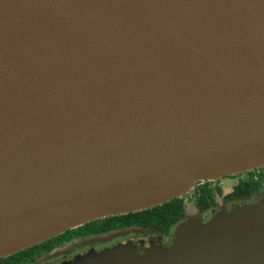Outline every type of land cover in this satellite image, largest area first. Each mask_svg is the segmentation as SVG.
Returning a JSON list of instances; mask_svg holds the SVG:
<instances>
[{"label":"water","instance_id":"obj_1","mask_svg":"<svg viewBox=\"0 0 264 264\" xmlns=\"http://www.w3.org/2000/svg\"><path fill=\"white\" fill-rule=\"evenodd\" d=\"M262 164L264 0H0V257ZM246 209L122 264H264Z\"/></svg>","mask_w":264,"mask_h":264},{"label":"trees","instance_id":"obj_2","mask_svg":"<svg viewBox=\"0 0 264 264\" xmlns=\"http://www.w3.org/2000/svg\"><path fill=\"white\" fill-rule=\"evenodd\" d=\"M261 173L264 177V171ZM246 174L247 176L237 180L235 189L228 193V197L236 196L245 198L255 190L256 183L253 180V171L247 170ZM215 194H220L219 187L211 189L209 182L204 181V183L196 187L193 192L192 197L194 198L196 208L201 210L208 208L209 205H213L215 202ZM182 195L140 210L91 219L79 226L65 229L61 233L9 255L0 257V264H25L35 260L42 254L48 253L57 246L72 242V240L77 237L103 234L113 230H122V232H149V234L145 235H155L158 240L160 239L156 245L151 246L150 254L162 253L170 243L169 239L172 235V231L168 238H166L165 235L168 234L172 227L176 228L179 224L188 219L185 214L187 207ZM143 242L144 241H142V245ZM154 246H156V249L153 248ZM140 247L139 240L127 238L122 242V251L126 253L135 251L141 254L143 248Z\"/></svg>","mask_w":264,"mask_h":264},{"label":"rangeland","instance_id":"obj_3","mask_svg":"<svg viewBox=\"0 0 264 264\" xmlns=\"http://www.w3.org/2000/svg\"><path fill=\"white\" fill-rule=\"evenodd\" d=\"M259 168H264V164L259 165L257 167H254L252 169H250V171L252 170H256ZM246 171H239V172H234L232 174H228L222 177H218V178H214L211 180H207L210 182V186L212 187L213 184H216L218 182V187L220 188V190H223V193H221L220 195H216L215 194V200L218 202L217 204L219 206L222 207V204L220 205L221 202V197L223 194L226 193V190H228L229 188L233 189L234 188V184L237 182L238 179L240 178H244L246 176ZM231 176V177H230ZM206 180V179H204ZM199 184H202L203 180H199ZM194 183H191L188 185V187L186 188V190L183 193V199L184 202L186 204L187 207V211L186 213L188 214V221H190V219H193V221H191L190 223V227L194 228L196 231H202V230H207L210 229L212 225H215L219 219H217V216L213 218V215L215 213H213L212 211H208L205 215L206 216H199L198 218H194L196 214V210L194 209L193 205L195 203L193 196V191H194ZM230 189V190H231ZM264 204V194L261 193V191H259V193H257L256 197L254 198V200H249L246 202H237L236 204H233V207L230 206L228 208H225V210H222V212L226 211L229 214H240V212H243L245 210L243 209H249L251 207L257 206L258 204ZM246 207V208H245ZM246 209V210H247ZM225 214V213H224ZM255 214V213H253ZM175 230V228L172 229V232ZM145 234H149V232L144 233V232H135V231H124L120 234L115 233L113 231H110L108 233H104L103 235L99 236L100 241H98V243H109L110 245H112L115 240L122 238V242L125 241L127 238H131L134 240H139V244H140V248L142 249V253H137L135 251H132L131 253H126L123 252L120 254H118L116 252L115 249H109L110 251H107L106 254L101 257L98 258L99 256L102 255V252H100L102 250V248H99L100 245H98V243L96 241L93 242H88V236L85 239H82V241H78L79 244H77L78 248H72V246H70V248H72L74 250L75 253V263L74 264H122V259H124L123 254L126 257H132L134 259L140 258L142 256H147L150 254V249L152 245H156L157 242L160 240H158L157 237H155V235L151 236V235H145ZM82 238V236L80 237ZM78 240V238H76ZM142 241L143 245H142ZM74 241L70 242V244H73ZM92 243V244H90ZM220 247V246H219ZM90 248L91 250L89 251ZM154 249H156V246L153 247ZM121 250V249H120ZM71 251V249H70ZM95 252L97 254V258L94 262H89L88 259L86 258H82L81 256H86L88 258L89 256V252ZM92 257V256H91ZM238 262L239 264H254L253 262L250 261L249 258L244 257V256H238ZM100 260V262L98 261ZM106 260V261H105ZM57 259L52 260L50 262H48L49 264H57Z\"/></svg>","mask_w":264,"mask_h":264},{"label":"flooded vegetation","instance_id":"obj_4","mask_svg":"<svg viewBox=\"0 0 264 264\" xmlns=\"http://www.w3.org/2000/svg\"><path fill=\"white\" fill-rule=\"evenodd\" d=\"M246 176H247V174H246ZM253 180L256 183V188L253 192H251V194L249 196H247L245 198L236 197V196H229V197L227 196L229 192H231L232 190L235 189L236 183L234 184L233 189L229 188L228 190H226V193L223 194L221 197L220 205L222 204V207L217 204L218 202L215 199H214L215 202L213 205H209L208 208L201 209V210L197 209L195 206V203H194L193 207L196 210V214H194L195 217H199L201 215L206 216L205 214L208 211H210V212L212 211L213 213H215L217 211H220L221 209L225 210V208H228L230 206L233 207V204H236L238 201L239 202H246L249 200H254V198L256 197L257 193H259V191H261V193L264 194V177L262 176V173L259 172L256 178L253 177ZM204 181H207V180H203L202 184L204 183ZM199 182L200 181H197L196 183H194L195 188L200 186ZM209 186H210V182H209ZM215 187H218V182L216 184H213L212 187L210 186L211 189H214ZM195 188H194V190H195ZM221 193H223V190H220V194ZM220 194H218V195H220ZM185 214H186V217H188V214L187 213H185ZM172 229H173V227L169 230L168 234L165 235L166 238L169 237V234L172 231ZM113 232L120 234V233H122V230H113ZM103 234L89 235L87 241L88 242L96 241L98 243V241H100V240H98L99 236H101ZM86 237L87 236H82V238L77 237L78 240L76 238L72 240V241H74L73 244L67 243V244L57 246V247L53 248L51 251H49L48 253L42 254L41 256L37 257L35 260H33L31 262H27L25 264H49L48 262L55 260V259L58 260L57 264H74L75 263V253H74V250L72 248H78L77 247V244H79L78 241H82V239H85ZM90 244H92V243H90ZM72 245H73V247L70 248V246H72ZM98 245H100L99 248H102V250L100 251V252H102L101 256L98 257L95 252L91 251L88 253L89 254L88 258L86 256L85 257L81 256V257L88 259L89 262H94L97 257L101 258L106 254L107 251H110L109 249H115L116 252L120 255L122 253V238L115 240V242L112 245H110L109 243H107V244L98 243ZM70 249H71V251H70ZM88 249H89V251L91 250L90 248H88ZM98 261L100 262V260H98Z\"/></svg>","mask_w":264,"mask_h":264},{"label":"bare ground","instance_id":"obj_5","mask_svg":"<svg viewBox=\"0 0 264 264\" xmlns=\"http://www.w3.org/2000/svg\"><path fill=\"white\" fill-rule=\"evenodd\" d=\"M185 185H186L185 183H181L178 186V190L177 191H181L184 188ZM161 196H163V195H160L159 197H156L154 200L160 198ZM139 206H141L140 202L131 203V204H127V205L119 204V205H112V206H99V207H95V208L91 209L90 212H94V214H92L91 217H102V216H106V215H109V214L122 213V212H125L126 210L137 208ZM85 213H87V212H85ZM75 214H79V212L75 213Z\"/></svg>","mask_w":264,"mask_h":264},{"label":"built area","instance_id":"obj_6","mask_svg":"<svg viewBox=\"0 0 264 264\" xmlns=\"http://www.w3.org/2000/svg\"><path fill=\"white\" fill-rule=\"evenodd\" d=\"M264 168L253 170V177L256 178L259 172H263Z\"/></svg>","mask_w":264,"mask_h":264}]
</instances>
